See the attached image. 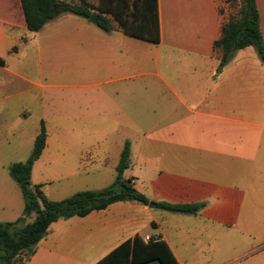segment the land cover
<instances>
[{"label":"crops","instance_id":"0c3cea01","mask_svg":"<svg viewBox=\"0 0 264 264\" xmlns=\"http://www.w3.org/2000/svg\"><path fill=\"white\" fill-rule=\"evenodd\" d=\"M231 1L158 0L159 42L151 43L72 13L30 32L19 0H0V103L18 122L49 118L29 133L3 121L1 130L33 141L44 124L30 179L40 158L48 169L31 184L52 201L102 189L128 142L124 178L150 202L59 218L25 264H98L111 255L128 264L135 238L164 241L178 264H264V62L245 46L219 68L214 41L234 15ZM255 4L264 42V0ZM3 185L12 187L7 178ZM3 190L0 222L14 221L23 200L13 202L12 189L3 201ZM157 202L203 206L188 214Z\"/></svg>","mask_w":264,"mask_h":264},{"label":"trees","instance_id":"16d2710c","mask_svg":"<svg viewBox=\"0 0 264 264\" xmlns=\"http://www.w3.org/2000/svg\"><path fill=\"white\" fill-rule=\"evenodd\" d=\"M158 0H98L91 4L86 0L76 3L65 0H19L25 27L30 32L38 31L45 23L63 13H72L88 19L95 11L96 26L108 32L113 25L108 14L116 21L123 33L151 43L159 42ZM214 46L221 49L219 68L231 59L233 53L245 46H252L264 62V42L259 29V15L255 0H239L237 15L222 24L220 37ZM0 65L3 59L0 58ZM46 130L43 122L36 134L31 152L23 162L8 165V174L17 184L23 210L14 221L0 222V264H25L34 253L37 242L45 236L48 226L59 218L84 216L92 210H100L116 201H136L149 204L138 192L124 170L129 165V144L125 142L115 166L113 181L99 190H80L58 201L49 200L39 185L30 182L34 160L45 145ZM155 207L171 212L194 214L203 203L169 204L152 203ZM30 221L27 222V220ZM114 257V256H113ZM112 255L98 264H114ZM178 264L170 250L159 238H148L143 244L137 238L133 243L132 257L128 264Z\"/></svg>","mask_w":264,"mask_h":264},{"label":"rangeland","instance_id":"374dc122","mask_svg":"<svg viewBox=\"0 0 264 264\" xmlns=\"http://www.w3.org/2000/svg\"><path fill=\"white\" fill-rule=\"evenodd\" d=\"M87 2L91 4H96L98 0H86ZM232 6H234L235 12L232 17H235L237 15L238 7H239V0H232ZM4 4H3V13L4 10ZM95 12V11H93ZM96 13V12H95ZM108 18L110 19L112 24H116V21L108 14ZM41 94H47V89H39L38 90ZM7 106H3V102L0 103V189H3V201L7 200L8 198H13L12 195V189L15 191L17 198L13 200V202L21 201L22 198L21 194L19 192L17 184L14 182V180L9 176L8 174V165L13 162H23L25 161L32 149L33 146V140L28 137H22L21 135L17 134L16 131H13V133H9L5 130H1L3 124L9 123L12 126H17L20 130H26V133L31 132V128L33 125H37V120L39 118H42L46 124H49V118L48 116H42L37 117V115H31L30 117H26L25 120L18 122V117L15 115V112L12 108H6ZM5 111V112H3ZM38 118V119H37ZM5 123H4V122ZM49 127L48 125H46ZM50 138L52 137H58L63 139V133L57 132V131H48ZM4 154V155H3ZM3 156H6L3 158ZM7 162L6 164L4 162ZM35 169L33 172L32 179H30L31 182H35L37 180L36 178L39 176L43 169H48V164L40 158L37 160L36 164H34ZM4 178H7L9 182L11 183L12 187L7 188L5 185H3ZM12 188V189H11ZM9 191V192H8ZM30 221V219L27 220V222ZM149 264H158L157 262L153 261Z\"/></svg>","mask_w":264,"mask_h":264},{"label":"water","instance_id":"95a60500","mask_svg":"<svg viewBox=\"0 0 264 264\" xmlns=\"http://www.w3.org/2000/svg\"><path fill=\"white\" fill-rule=\"evenodd\" d=\"M88 21L91 22V23H96L97 21V16H96V13L95 12H92L88 18Z\"/></svg>","mask_w":264,"mask_h":264},{"label":"built area","instance_id":"2783aa9c","mask_svg":"<svg viewBox=\"0 0 264 264\" xmlns=\"http://www.w3.org/2000/svg\"><path fill=\"white\" fill-rule=\"evenodd\" d=\"M147 238V237H146Z\"/></svg>","mask_w":264,"mask_h":264}]
</instances>
